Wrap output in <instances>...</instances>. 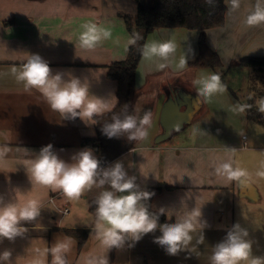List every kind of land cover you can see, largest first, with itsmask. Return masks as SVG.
Returning <instances> with one entry per match:
<instances>
[{
	"label": "crops",
	"instance_id": "obj_1",
	"mask_svg": "<svg viewBox=\"0 0 264 264\" xmlns=\"http://www.w3.org/2000/svg\"><path fill=\"white\" fill-rule=\"evenodd\" d=\"M256 3L257 0H240V7L231 10L230 0H225V25L205 31L208 46L230 70L243 67L240 63L243 58L264 57V24L254 27L245 24ZM137 14L136 0H0V149L7 148L0 155V196L9 202L16 198L18 191L19 203L34 199L42 207L40 217L24 225L28 231L22 237L0 242V252H12V264H51L52 256L45 250L66 236L73 238L65 230L91 232L95 222L92 205L99 189L79 200H69L59 191L52 192L48 187L32 184L26 170L29 161L48 144L54 146L61 159L71 163L74 154L88 148L83 146V139L98 137L97 119L114 112L119 105V85L109 75V70L129 55L128 40L132 36L123 16L135 18ZM85 23L110 30L112 37L93 49L81 47L79 36ZM200 34L199 30L182 27L153 31L146 43L171 39L177 44V51L163 69L158 67L164 63L159 58L146 60L142 57L135 76L136 89L144 87L155 75L190 70L189 64L199 56ZM186 54L188 64L181 70L177 64ZM31 55L41 56L53 74L63 72L65 79L69 72L81 80L87 78L92 94L107 98L111 110L97 116L95 125L86 126L79 118L64 120L38 90H26L24 83L16 80L13 68L19 71ZM190 73L196 81L218 72L211 68H193L189 76ZM224 84L227 89L224 93H217L210 100L202 97L203 113L189 127L175 132L170 139L178 133L176 140L154 145L160 130L162 97L148 138L135 145L130 142L131 148L103 166L107 168L116 161L122 162L128 175L136 177L142 191L155 192L151 209L154 212L161 207L168 210L169 217H164L170 223L175 221V216H183L195 207L201 209V219L207 226L202 231L198 225L191 233V253L167 255L164 248L154 243L155 237L161 235L157 230L145 235L134 247L128 246L129 241L116 249L109 264H211L213 246L236 224L237 201L251 210L249 215L264 203V178L256 175L264 171V146L250 144L247 132L252 118L248 110L245 113L233 110L237 103H247L227 80ZM197 87L195 85L196 90ZM93 151L99 159L100 155ZM229 161L234 167L247 171L246 185L215 175L214 163ZM52 198L59 207L68 206L69 214L63 218L51 203ZM60 220L62 227L58 226ZM258 220L264 226V212L259 214ZM203 234L205 241L200 244L198 241ZM86 253L87 256L107 254L109 258V252L101 244L94 248L90 239L82 255ZM68 264H72L70 259Z\"/></svg>",
	"mask_w": 264,
	"mask_h": 264
},
{
	"label": "clouds",
	"instance_id": "obj_2",
	"mask_svg": "<svg viewBox=\"0 0 264 264\" xmlns=\"http://www.w3.org/2000/svg\"><path fill=\"white\" fill-rule=\"evenodd\" d=\"M204 3L214 6L215 0H204ZM230 7L231 10L238 9L240 0H230ZM245 24L249 27L264 24V3L261 0H257L254 10L246 17ZM82 28L84 30L79 36V42L80 46L86 49H93L112 37L110 30L98 27L95 23H85ZM142 38L139 33H133L128 44L135 45ZM140 51L146 60L159 58L164 61L158 65L163 69L175 56L177 44L171 39L163 42L153 41L145 43ZM187 64V54L182 55L177 67L182 70ZM12 71L16 80L24 83L26 90H38L51 109L59 112L64 120L79 118L86 126L95 125V118L112 108L107 98L92 94L87 78L81 80L70 72L67 73V79L63 72L53 74L48 62L39 55H31L19 71L16 68ZM194 84L198 86L197 102L201 97L210 100L217 93L222 94L227 90L218 73L201 77L194 81ZM115 99L118 102L116 97ZM256 105L257 111L264 114V97L257 100ZM251 108L250 104L237 103L233 110L245 113ZM151 127L152 112L149 110L139 117L129 113L114 115L110 123L102 126L101 131L109 139L125 136L129 141H139L148 138ZM232 150L235 151V148ZM6 151V147L0 149V155ZM71 159V163L61 159L54 146L48 144L29 161L26 170L28 178L32 184L48 187L52 192L59 191L69 200H79L94 189H99V194L93 201L96 207L91 235L95 234L107 253L113 248H122L129 241L131 243H128V246L134 247L145 235L157 230L161 235L155 237L154 243L164 248L167 255L191 253V233L198 225L202 231L207 226L206 221L201 219V209L195 207L183 216H175L174 222L160 223V216L169 217V211L163 207L158 212L151 210L147 202L154 193L142 191L136 177L128 175L122 162L116 161L104 168L91 148L77 152ZM213 171L228 182L236 181L241 185L248 182L247 171L239 166L234 167L230 161L214 163ZM256 175L264 178V171H258ZM177 179L183 180L180 177ZM122 193L127 194L120 195ZM18 196L17 191L16 198L9 202H5L4 197L0 196V242L4 239L15 241L17 237H22L28 231L24 225L35 222L41 215L42 207L39 201L28 199L19 203ZM58 226H63L61 220ZM204 241L203 234L198 242L203 244ZM72 243L73 238L66 236L63 241H55L50 249L45 250L52 256L51 264H68L66 254L70 251ZM252 248L253 241L249 239L248 230L236 223L226 236L213 246L211 264H243L247 261H250V264H264V257L253 256ZM11 257L10 250L0 252V264H12ZM83 262L109 264V258L107 254H89L83 258Z\"/></svg>",
	"mask_w": 264,
	"mask_h": 264
},
{
	"label": "trees",
	"instance_id": "obj_3",
	"mask_svg": "<svg viewBox=\"0 0 264 264\" xmlns=\"http://www.w3.org/2000/svg\"><path fill=\"white\" fill-rule=\"evenodd\" d=\"M136 2L138 4L137 16L135 18L123 16V18L131 36L133 33H139L143 38L138 40L135 45L130 46L129 55L125 61L113 64L109 70V75L119 85L118 108L114 112L97 119V138L83 139L82 142L83 146L92 148L100 155L99 160L102 167L131 148L132 144L127 142L124 136L118 139H109L102 134L101 128L104 124L110 123L114 115L122 116L125 113L134 115L135 76L142 59L140 50L153 31L177 27L201 31L198 43L199 56L189 66L192 68H211L218 72L221 79L226 83L225 71L227 68L223 65L218 53L208 46L205 33L208 29L225 25L227 15L225 0H215L214 6L207 5L204 0H136ZM240 63L243 67L264 70V57L243 58ZM248 113L251 118L255 114L252 108L248 110ZM256 118L259 121L263 120L262 114L259 112ZM152 193L155 194V192ZM152 197L147 202L150 206ZM95 207L96 205L93 203V211H95ZM166 222L168 221L164 215L160 216V223ZM65 231L79 239L80 249H82L88 240L89 230L67 229Z\"/></svg>",
	"mask_w": 264,
	"mask_h": 264
},
{
	"label": "water",
	"instance_id": "obj_4",
	"mask_svg": "<svg viewBox=\"0 0 264 264\" xmlns=\"http://www.w3.org/2000/svg\"><path fill=\"white\" fill-rule=\"evenodd\" d=\"M192 68V67H191ZM167 73L153 76L142 88L136 89L133 97L134 115L141 116L145 111L152 112V122L158 112V105L163 97L159 115V132L154 138V145L168 141L175 132L193 124L204 111V100L197 102L196 88L189 84V72ZM189 76V77H188ZM125 137V136H124ZM138 144L139 141H129ZM122 193L120 195H125Z\"/></svg>",
	"mask_w": 264,
	"mask_h": 264
},
{
	"label": "rangeland",
	"instance_id": "obj_5",
	"mask_svg": "<svg viewBox=\"0 0 264 264\" xmlns=\"http://www.w3.org/2000/svg\"><path fill=\"white\" fill-rule=\"evenodd\" d=\"M225 73V78L229 86L239 95V97L245 103L252 105V110L256 114V116L255 114L253 115L251 121L252 123L250 124L249 131L247 132V136L250 139V144L253 146H264V114H262L263 120L261 122L256 121V117L258 116L256 101L264 97V70L250 67H236L232 70L227 68V71H225ZM189 84L191 86L194 84V80L192 78L189 79ZM189 126L190 125H188L187 127ZM178 133L174 135V138L168 141L176 140L179 137ZM263 204L264 203H262L261 206L257 205L259 208L256 207V212L252 215H249L251 214V210H249L248 207H244L243 202L237 201L236 207V223H239L241 227L248 230L249 239L253 241L252 253L253 256L257 257H264V226L258 220L259 214L264 212ZM90 237L91 232L89 231L87 242L90 239L94 248L98 247V244H101L95 235L91 238ZM73 238H75V240L73 239L74 243L71 246L72 250L68 252L69 254H71V256L66 254V259L67 261L68 259H70L72 261V264H77L78 261V264H83L84 262L82 259L87 256V253L85 255H82V251L87 242L85 243L83 248L80 249L79 239L74 235ZM115 250L116 249L113 248L109 251V261L112 260ZM243 264H250V261L243 262Z\"/></svg>",
	"mask_w": 264,
	"mask_h": 264
},
{
	"label": "built area",
	"instance_id": "obj_6",
	"mask_svg": "<svg viewBox=\"0 0 264 264\" xmlns=\"http://www.w3.org/2000/svg\"><path fill=\"white\" fill-rule=\"evenodd\" d=\"M243 139H246V136L243 137ZM51 203L55 204L57 210L59 211V213L61 214V216L64 218L66 215L69 214L70 210L68 206H65L63 208L59 207L56 202H55V198H52Z\"/></svg>",
	"mask_w": 264,
	"mask_h": 264
}]
</instances>
